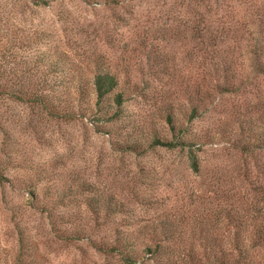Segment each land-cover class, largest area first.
<instances>
[{
	"label": "rangeland",
	"instance_id": "374dc122",
	"mask_svg": "<svg viewBox=\"0 0 264 264\" xmlns=\"http://www.w3.org/2000/svg\"><path fill=\"white\" fill-rule=\"evenodd\" d=\"M260 62L264 0H0V264L19 227L37 264H123L90 243L115 227L198 248L200 230H224L229 193L240 207L264 181ZM99 69L117 107L114 93L95 104ZM40 86L46 107L9 95Z\"/></svg>",
	"mask_w": 264,
	"mask_h": 264
},
{
	"label": "trees",
	"instance_id": "16d2710c",
	"mask_svg": "<svg viewBox=\"0 0 264 264\" xmlns=\"http://www.w3.org/2000/svg\"><path fill=\"white\" fill-rule=\"evenodd\" d=\"M36 1L45 3L46 0ZM258 65L260 70L264 71V62H260ZM92 83L96 94L95 104H100V101L113 93L115 107L123 101L122 91L117 90L114 92L117 80L110 71L97 70L94 73ZM41 88L44 87H38L39 92H32L26 98L22 93L13 90L9 91V95L15 99H26L46 107L48 104L47 93L45 91L42 92ZM79 91L82 92V87L79 88ZM97 110L99 112H97L98 117H101L103 113L105 115L108 114V116H105L108 120L117 117L116 112L107 113L106 110ZM193 113H196V106H192L190 117L195 115ZM165 118L171 128L174 129L172 113H167ZM262 136L264 139V135ZM181 142L191 145L193 140L181 139ZM152 144L173 145L172 142L161 140L158 137L153 139ZM250 145H252L250 142H243L241 149L250 152ZM188 157L190 167L194 171H198L199 160L197 154L191 148ZM227 197L230 199L229 206L231 205V207H221V209L215 211L213 218L218 221L220 215L224 216V230H213L208 226L205 227V233L200 230L198 235L205 238V241L200 243V248L193 243L179 244L162 240L144 242L141 246H136L135 238L131 232L124 231L119 227H115L112 233L106 236H99L98 239L90 238V243L104 254L117 256L123 264H134L139 259L143 260L144 256L152 259L153 264H264V181L258 185L257 191L253 194L250 201L240 207L238 206L240 198L238 192H230ZM86 199L87 203L92 206V202L95 200L94 197L89 196ZM92 207L94 209L92 212L96 217L99 213L98 207ZM17 231L18 249L13 257L12 264H37L32 258V253H35V250L30 247L28 237L24 234V229L19 227ZM163 233L164 238L170 235L166 232ZM84 236L88 237L81 228H75L66 235L67 238L76 237V239ZM139 254L141 255L140 257Z\"/></svg>",
	"mask_w": 264,
	"mask_h": 264
}]
</instances>
